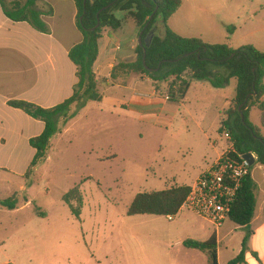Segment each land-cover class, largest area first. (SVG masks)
Returning a JSON list of instances; mask_svg holds the SVG:
<instances>
[{
	"label": "rangeland",
	"instance_id": "374dc122",
	"mask_svg": "<svg viewBox=\"0 0 264 264\" xmlns=\"http://www.w3.org/2000/svg\"><path fill=\"white\" fill-rule=\"evenodd\" d=\"M167 26L182 37L211 44L226 43L227 30L233 28L232 48L249 45L264 51V0H182ZM154 31L163 36L160 17ZM151 84L137 80L133 93L127 94V99L149 100L142 111L98 102L76 108L71 131L51 141L48 158L26 179L30 190L18 194L20 206L24 199L33 204L10 219L0 214V264H182L188 253L182 241L215 232L185 210L171 221L127 212L139 193L162 191L175 183L190 186L215 160V151L230 146L218 132L216 108L235 95L236 80L221 89L192 81L184 106L168 103L159 94L149 99ZM159 86L163 93L165 83ZM259 119V111L252 109L250 123L258 126ZM250 170L256 185L264 180L258 164ZM6 177L0 172V199L10 197ZM75 186L83 197L79 220L62 200ZM223 225L218 231L221 259L235 258L243 230L229 220Z\"/></svg>",
	"mask_w": 264,
	"mask_h": 264
},
{
	"label": "trees",
	"instance_id": "16d2710c",
	"mask_svg": "<svg viewBox=\"0 0 264 264\" xmlns=\"http://www.w3.org/2000/svg\"><path fill=\"white\" fill-rule=\"evenodd\" d=\"M76 7V27L81 34V42L68 52V58L76 67L77 83L72 96L52 108H41L25 101L12 100L7 105L22 111L44 125L43 132L29 140L35 155L25 174L41 165L47 158L51 140L60 134L75 116L78 107L88 102H100V87L105 82L94 74V64L98 57L99 41L105 30L117 31L125 21H131L140 32L142 45L137 44L135 61L115 65L111 80L123 75L147 77L152 81L155 92L167 97L169 102L181 103L185 100L192 81L207 82L214 89H221L236 80L235 96L222 113L219 134L228 133L235 154L247 153L256 156V164L264 169V135L259 127L250 123L252 108L260 112L264 121V51L252 46L233 49L229 46L234 29L227 30V42L208 44L199 38L181 37L167 26L168 20L179 10L182 0H71ZM41 0H0L4 15L11 22L27 23L34 30L48 34L42 20L43 15H51L49 9L43 12L37 8ZM119 6L118 17L113 10ZM155 12L152 19L151 15ZM160 17L163 36L154 35L149 47L144 49V39ZM155 33V31H154ZM166 89L160 93V84ZM190 191L189 186L171 187L162 191L144 192L136 195L128 208V216H176L182 202ZM76 220L80 219L83 197L80 187L75 186L62 196ZM256 184L251 175L246 177L237 193L228 220L245 228L252 221L256 209ZM15 197L0 200V207L15 209ZM45 218L43 214H39ZM248 235L241 244V251L228 264H241ZM182 247L197 250L207 257V264H217V242L214 236L207 241L185 240ZM9 264V263H8Z\"/></svg>",
	"mask_w": 264,
	"mask_h": 264
},
{
	"label": "crops",
	"instance_id": "0c3cea01",
	"mask_svg": "<svg viewBox=\"0 0 264 264\" xmlns=\"http://www.w3.org/2000/svg\"><path fill=\"white\" fill-rule=\"evenodd\" d=\"M37 8L43 12L49 9L52 11L51 15L42 16V20L49 30L48 34L34 30L27 23L11 22L4 15L0 6V172L7 176L4 182L6 192L10 195L8 198L15 197L17 200L13 210L0 207V214L9 219L16 217L23 208L33 204L28 199H24L23 206H20L18 194H26L30 190L26 185L27 177L25 174L33 160L35 150L29 145V140L39 136L43 132L44 125L41 121L30 118L22 111L9 107L7 103L18 100L32 103L41 108H52L69 99L72 96L73 87L77 83L76 67L68 58L69 50L80 43L82 39L76 27L77 10L75 4L71 0H41L37 4ZM121 39L127 41L126 46H123ZM137 44L138 30L131 21L123 22L117 31L105 30L103 32L99 41L98 57L93 68L96 77L105 80L100 87L102 94V100L98 102L100 105L137 111H142L148 106L149 100L140 99L134 95L133 99H127V94L133 93L137 80L146 83L150 81L148 78L123 75L114 81L111 80V73L115 65L135 61ZM151 87L153 90L149 99L158 95L153 83ZM105 94L115 97L105 96ZM116 95L120 99L116 98ZM234 96L224 100L222 107L226 106V108H216L220 121L222 113L227 110ZM163 99L172 103L165 100L164 97ZM185 100L174 104H181L180 106H182ZM257 127L264 135V121H261V116ZM70 131L71 122H68L60 134L63 135ZM57 136L58 134L53 139ZM204 136L211 143L209 137ZM210 146L215 151V144ZM224 151H215V160L200 170L192 184L204 170L221 157ZM260 168L262 169L261 166ZM34 172H36V168L33 169ZM171 187H178V185L175 183ZM256 188L257 203L254 217L247 227L237 226L243 230L244 234L238 253L241 251L242 241L248 235L241 264H264V180L256 185ZM43 215L46 218V214ZM196 218L199 217L196 216ZM199 219L207 223V221ZM200 231L204 230L201 228ZM233 232H236V229H233ZM219 233L213 231L206 234V232H202L200 235L203 236L194 240L204 242L214 236L217 242V264H228L234 257L227 256L225 260L221 259L222 253L218 248ZM182 242L180 243L181 246ZM184 249L188 253L182 264H196L197 262L198 264H207L205 254L197 250Z\"/></svg>",
	"mask_w": 264,
	"mask_h": 264
},
{
	"label": "built area",
	"instance_id": "2783aa9c",
	"mask_svg": "<svg viewBox=\"0 0 264 264\" xmlns=\"http://www.w3.org/2000/svg\"><path fill=\"white\" fill-rule=\"evenodd\" d=\"M165 100L168 98L165 97ZM223 136L230 146L190 186V191L179 209L207 221L214 227L215 233L228 220L243 180L251 175L249 162L235 154L230 135L224 132ZM252 156L256 163V156ZM172 218L173 216L167 217L169 221Z\"/></svg>",
	"mask_w": 264,
	"mask_h": 264
},
{
	"label": "water",
	"instance_id": "95a60500",
	"mask_svg": "<svg viewBox=\"0 0 264 264\" xmlns=\"http://www.w3.org/2000/svg\"><path fill=\"white\" fill-rule=\"evenodd\" d=\"M91 3H93V0H91ZM154 14H155V12H153V14L151 15L150 20L152 19ZM141 35H142V32H140V34L138 36V44H140V45H142ZM154 35H155L154 31H151L149 33V35L144 39V49L150 46ZM242 158L244 160H247L249 162L250 166H252L255 163V160H254L251 153H247V154L243 155Z\"/></svg>",
	"mask_w": 264,
	"mask_h": 264
},
{
	"label": "flooded vegetation",
	"instance_id": "af4514ba",
	"mask_svg": "<svg viewBox=\"0 0 264 264\" xmlns=\"http://www.w3.org/2000/svg\"><path fill=\"white\" fill-rule=\"evenodd\" d=\"M116 15H119V16H120L119 12H118V14H116Z\"/></svg>",
	"mask_w": 264,
	"mask_h": 264
}]
</instances>
